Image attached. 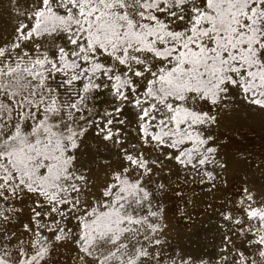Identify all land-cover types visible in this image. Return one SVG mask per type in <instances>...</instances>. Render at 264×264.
Instances as JSON below:
<instances>
[{
    "label": "snow or ice",
    "instance_id": "snow-or-ice-1",
    "mask_svg": "<svg viewBox=\"0 0 264 264\" xmlns=\"http://www.w3.org/2000/svg\"><path fill=\"white\" fill-rule=\"evenodd\" d=\"M0 264H264V0H0Z\"/></svg>",
    "mask_w": 264,
    "mask_h": 264
}]
</instances>
